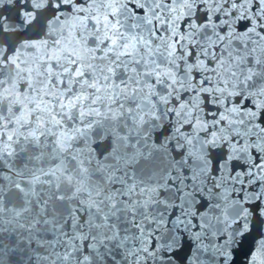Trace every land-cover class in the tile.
Instances as JSON below:
<instances>
[{
  "label": "snow or ice",
  "instance_id": "snow-or-ice-1",
  "mask_svg": "<svg viewBox=\"0 0 264 264\" xmlns=\"http://www.w3.org/2000/svg\"><path fill=\"white\" fill-rule=\"evenodd\" d=\"M70 33L0 100V264H264V0H0Z\"/></svg>",
  "mask_w": 264,
  "mask_h": 264
},
{
  "label": "water",
  "instance_id": "water-1",
  "mask_svg": "<svg viewBox=\"0 0 264 264\" xmlns=\"http://www.w3.org/2000/svg\"><path fill=\"white\" fill-rule=\"evenodd\" d=\"M0 39L11 42L17 41L21 44V47L10 57L8 64L11 65L9 68L5 66L3 73V79L10 83L5 86V90L0 91V100L5 104H21L24 107L21 109L23 118H27V104L25 101L35 100V93L32 96H24L18 91L24 80L28 81L30 87L39 86L38 81H42L41 91L47 89L48 79L46 73L51 72L50 65L45 67L41 71V63L47 60H60L62 59L61 53H71L73 48V37L70 33L65 40L60 41V47L58 49H52L48 47V42L42 38L31 37L30 34L13 35L11 37H0ZM3 48L0 47V55H3ZM23 73V75H22ZM27 89H25V92ZM12 99L9 101L8 97ZM37 102V107H39Z\"/></svg>",
  "mask_w": 264,
  "mask_h": 264
}]
</instances>
